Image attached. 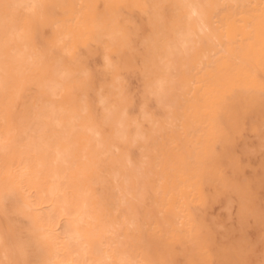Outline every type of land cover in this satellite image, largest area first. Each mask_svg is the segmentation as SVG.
I'll return each mask as SVG.
<instances>
[{"label": "clouds", "instance_id": "1", "mask_svg": "<svg viewBox=\"0 0 264 264\" xmlns=\"http://www.w3.org/2000/svg\"><path fill=\"white\" fill-rule=\"evenodd\" d=\"M12 0H0V18L10 11ZM80 0H38V6L28 15L33 21V29L30 33L20 34V28L7 25L0 19V126L6 125L9 109L6 104V97H14L15 88L19 80L27 79L35 81L39 87H34L38 104L34 105L36 118L42 120L47 129L51 131V138L47 141L41 140L40 145L30 142L20 146L22 150L31 151L37 156L32 174L36 178L34 198L43 197L49 184L57 176L67 177L73 188L70 193L72 197V209L70 213L64 214L61 218H55L62 208V196H48L44 199L42 215L54 217V235L47 241V248L43 250V258L33 261L32 264H63L59 260L61 246L72 248L73 242L66 238L72 225L69 220L70 214L79 211L78 190L94 186L95 176L100 172V165L106 163L108 174L113 176L118 185H121L120 195L134 194L133 188L138 189L141 181L152 175L151 167L145 168L144 156L150 153L151 157L158 153L159 146L164 142L175 129L169 127L170 114L166 104L174 100L177 93L183 87L189 71L193 68L199 70V60L202 55H212L214 49L206 42H202L198 48L188 55H181L175 58L180 65L181 71L174 75H165L162 71L153 74V81H165L164 103L152 99L149 108L153 120L159 121V127H154L152 120L144 118L140 113L133 116L138 119V124L122 121L118 115L112 118L105 117L104 108L100 106L95 93L89 95L88 107L85 110L80 102V91L74 79L59 80L57 77V65L63 48H73L76 52L84 55L86 46L81 44L82 33L86 37L87 46H96L104 38L113 53L118 57L127 52L125 42L129 40V33L121 24L122 13H119L116 22L107 21L98 30L94 17L79 6ZM142 4L144 7H127L130 11H138L146 18L148 32L138 36L137 54L144 63L146 59L154 56L153 49L144 46V41L152 39L157 43L159 54L167 51L168 46L177 38V33L187 29H195V22L186 24L181 19L185 15L184 0H135L128 3L131 5ZM205 12L210 18L211 0H203ZM159 11L169 20V25L154 32L151 17L154 11ZM107 10L101 15H104ZM42 17H47L51 22H59L61 31L58 39L62 41L55 50L46 51L49 38L45 29H51L38 23ZM79 21V23H77ZM39 30L42 44L36 43L35 35ZM52 32V29H51ZM219 62L210 65L206 72L212 73L217 69ZM64 67L72 70L70 59L65 61ZM113 73V83L101 84L97 88L104 89L105 107L119 109L122 100V84L116 80L119 71L116 66L110 70ZM55 107V112L46 110V106ZM37 106L40 111H37ZM6 114V115H5ZM60 121V125H57ZM4 139V137H0ZM102 144L101 148L99 145ZM16 147L14 139L0 149V153H7ZM140 152V159L134 160L132 150ZM42 153V156H41ZM219 165L206 161L194 169L184 173L178 179L173 177L170 180V188L175 190L179 180L198 175L204 188L210 196L215 197L218 192V183L214 175V169ZM221 168V167H220ZM10 180V177H3ZM232 192L224 193L222 198L229 196ZM135 203L129 201L130 207ZM8 199L0 206V232H5L14 227H20L22 236L27 238L30 228L14 225L12 216L19 214V204L13 203L11 208L7 207ZM20 215V214H19ZM64 227L61 230L60 224ZM81 239L87 244V255L81 259V264H145V255L138 251H129L126 246L105 243V238L111 233L107 225L102 222V206L96 193L94 198L89 200V207L80 224ZM99 241V247L96 242ZM93 253V259L87 256Z\"/></svg>", "mask_w": 264, "mask_h": 264}, {"label": "snow or ice", "instance_id": "2", "mask_svg": "<svg viewBox=\"0 0 264 264\" xmlns=\"http://www.w3.org/2000/svg\"><path fill=\"white\" fill-rule=\"evenodd\" d=\"M19 9H23L27 14L24 19L23 25L20 27V34L30 33L33 29V21L28 15L37 6L38 0H12ZM79 6L81 9L87 11L92 17H94L98 30L102 28L103 24L107 21L116 22L118 20L119 13L122 8L125 7H137L142 8L144 5L128 3L111 2L105 5L106 13L101 15L97 12V5L91 0H80ZM185 15L181 18L183 22L191 25L195 22V29H187L177 33L176 40L171 43L167 51L163 54H159L157 43L155 40L149 39L144 41V46L153 49L154 56L149 57L142 64L135 63H123L118 59L117 54L113 53L108 44L109 38H104L99 43L93 46H87L86 37H81L80 43L85 45L87 50L86 54L81 55L73 48H63L61 57L57 65V77L63 81L66 79H74L76 85L80 91V102L85 108L88 107L89 95L95 93L98 97V102L101 107L104 108L105 117L110 119L113 115H118L122 121L138 124V119H135L130 114V109L136 103L134 95H132L127 86L124 78L119 75L116 80L122 84V100L119 109L105 107L106 101L104 97V89L97 88L95 83V75L88 66L89 60L95 55L97 48H102L104 53V64L101 66V70L104 72H111L113 66L117 67V70L123 71L127 69H135L141 71L144 80V95L143 103L141 105V111L143 116L147 120H152L154 127H159V121L153 120L152 113L149 105L152 99H157L161 103H164V84L165 81H153L152 77L154 72L162 71L165 75L174 76L181 71L180 65L175 62V58L181 55H188L190 52L200 46L202 42L208 43L213 49L212 55H202L199 60V72L205 73L206 69L217 62H220L223 57L231 56L226 43L225 37L222 35V29L220 26L215 25L209 20L206 12L203 0H184ZM259 7L261 9V15L264 16V0H259ZM39 24L52 29V35L49 38L46 51L55 50L62 41L58 39L61 24L59 22H51L47 17H42ZM79 23V21H77ZM151 23L153 31H159L166 28L169 25V20L162 15L158 10L154 11L151 17ZM127 52L130 57L134 58L137 55V48L135 43L129 39L125 42ZM70 59V66L72 70H68L64 67L65 61ZM193 70V69H192ZM192 70L189 71L188 76L191 75ZM113 80L107 85L110 87ZM198 81L195 78L186 79L183 87L175 96L174 100L166 104V109L170 114L169 127L179 131L186 119V108L189 103V99L192 95L193 89L197 86ZM39 87L35 81L21 79L16 85L14 97H6V104L10 108L12 101L18 98L28 88ZM259 93L262 101H264V80L261 81L258 89H254ZM236 95V92L231 94H224L219 96L213 103V115L209 120V130L211 136L202 139L198 148L201 151L203 158L206 161H210L216 154V148L218 145L229 146L234 142L237 135L241 130V115L246 109L240 111L233 110L230 106V101ZM46 110L55 112V107L52 105L46 106ZM37 111H40V107L37 106ZM6 115V114H5ZM227 116L231 121V129H226L221 124V118ZM60 121H57V125H60ZM260 131L264 134V119L261 121ZM14 133L10 130L8 136L4 139H0V149L4 145L11 143ZM101 148L102 144L99 145ZM262 152H264V146H262ZM152 157L150 153H146L144 156V166L141 168V172L145 168L151 167ZM234 167H239V161H233ZM182 174H178L179 179ZM214 175L218 183V192L215 197L210 196L205 190L203 183L200 181L198 175H193L189 178L179 180L175 190L168 188L170 184V176L164 174L160 177V190L164 191V200L159 203V207L162 209L160 215L165 217L167 224L165 227L167 231L159 222L152 223L150 231L156 237L164 240H171L175 236L181 237L184 242H190L194 248H197L203 254H207L210 249L212 236L203 219L197 218V212L203 215L206 209L215 201L222 199L224 193L240 191L241 187L234 180L229 178L223 168L217 167L214 169ZM10 177V180H4L3 177ZM36 185V178L32 174L31 164L29 162H22L20 165L10 167L0 171V206H2L6 199L13 198L18 201L19 214L27 218L31 222L30 232L25 238L19 233L13 232L12 229L9 232H0V264H31L28 260V255L32 249V245H37L42 251L47 248V241L51 240L54 235V217L50 214L48 217L42 215V207L44 199L48 196L56 197L62 196V208L55 218H61L64 214L70 213L72 209V197L70 193L73 188L67 177L57 176L49 184L47 193L40 198H34L33 187ZM79 195V211L75 214L69 215V220L72 225V230L66 235V238L73 242V250L77 256L87 255V244L81 239L80 236V224L83 221V217L89 207V200L96 196L94 186L83 187L78 190ZM144 198L142 191L134 193L120 195L119 206L122 208H130L129 201H140ZM175 202V213L169 214L165 209L170 201ZM250 215L256 216L255 209L250 210ZM258 220L262 226H264V209L259 212ZM111 234L116 235L122 227H127L129 232L139 233L142 230V226L138 216L135 213H130L124 216L122 222L113 223L109 226ZM264 240V232L261 235ZM15 250L18 254V259H10V255ZM245 246L242 243L241 248L237 250L238 253H243ZM74 264H81V260H76ZM145 264H169L167 260L159 261H145ZM189 264H206L199 260L189 261ZM243 264V262H240Z\"/></svg>", "mask_w": 264, "mask_h": 264}, {"label": "bare ground", "instance_id": "3", "mask_svg": "<svg viewBox=\"0 0 264 264\" xmlns=\"http://www.w3.org/2000/svg\"><path fill=\"white\" fill-rule=\"evenodd\" d=\"M91 2L97 5V12L103 14L107 3H132L135 0H91ZM211 2V21L221 27L225 43L232 55L223 57L218 63L215 72L200 73L199 70L193 68L191 75L187 77V79L195 78L198 83L189 99L185 113L186 119L181 129L179 131L175 130L174 133L170 134L160 144L158 153L153 155L152 175L141 181L138 189H132L134 193L142 191L144 198L140 201H135L130 208H122L119 206L122 186L118 185L115 178L108 174L106 163L100 165V172L95 176V192L102 206V222L107 225L108 231L110 224L122 222L124 216L130 213H135L138 216L142 226V230L139 233L129 232L127 227H122L116 235H108L104 242H111L113 245L122 244L129 251L143 253L147 259L154 261L167 260L169 264H179L180 256L184 259L183 264H189V261L192 260L214 264L216 259L218 264H240V262L249 264L245 257L240 256L233 249L221 248L219 252L222 255L217 256L212 247L213 239L209 252L203 254L199 249L194 248L190 242H184L179 236L167 241L160 239L152 234L149 227L152 223L159 222L164 231H167L165 227L167 220L160 215L162 209L158 206L164 200V191L160 190V177L168 174L171 179L206 162L198 148V144L202 139L212 135L209 130V120L213 115L214 101L221 95L236 92V95L230 101V106L233 110L252 109L258 107L259 104L261 105L259 93L251 91L258 89L261 81L264 80V16L261 15L259 0H211ZM120 12L122 13L121 24L126 27L129 38L135 45H138V36L146 34L149 30L146 18L138 11H130L127 7L122 8ZM26 15L24 10L17 8L13 2L10 11L5 13L0 19L9 26L20 28ZM45 34L51 36V29H45ZM83 35L84 33H82ZM35 39L38 45L43 43L39 36V30L36 32ZM82 51L86 54L85 50L82 49ZM97 54H100L103 65V49L97 48L95 55ZM118 59L123 63L131 62L137 65L143 63L138 54L132 58L128 52H125ZM88 66L95 75L97 87L101 84L107 85L113 80L112 72L102 71L101 66L99 69H95L90 64V60ZM132 71L138 73L140 77L141 89L137 96L138 101L130 109V114L137 116L143 103V74L135 69H127L120 71L119 75L124 78L129 92L134 95L136 100V94L132 91L127 77ZM35 104H38L35 89H26L15 99L9 109L7 124L0 126V137L6 138L11 130L14 133L12 139H14L16 144V147L9 152L0 153V171L20 165L22 162H29L31 166H34L37 156L31 151L22 150L20 146L30 142L40 145L42 139L47 141L51 138V131L46 128L42 120L36 118L34 112ZM225 120L230 121L227 116L221 118V124L224 128ZM40 146L42 147V145ZM140 155L139 150H132L134 160L140 159ZM210 162L219 165L221 168L223 167L220 153L216 152ZM33 187L36 188V185ZM167 187L170 188L169 185ZM13 203L18 204V201L9 198L7 207L11 208ZM163 210L169 214H174V200L170 201ZM197 218L202 219L198 215ZM12 221L14 225L22 226L25 229L31 227V222L19 214L13 215ZM59 227L62 230L64 227L63 223ZM12 230L15 233H19L20 227H14ZM5 232H9V230L6 228ZM96 246L99 247V241L96 242ZM43 255V251L33 244L28 260L32 264L33 261L42 259ZM9 258L15 260L19 256L13 250ZM83 258L85 257L77 256L73 248H65L63 246L60 248L59 260L63 264H74L76 260ZM93 258V253L87 256L89 260Z\"/></svg>", "mask_w": 264, "mask_h": 264}, {"label": "rangeland", "instance_id": "4", "mask_svg": "<svg viewBox=\"0 0 264 264\" xmlns=\"http://www.w3.org/2000/svg\"><path fill=\"white\" fill-rule=\"evenodd\" d=\"M90 64L99 69L102 65L100 54L92 56ZM127 77L138 101L141 89L139 74L132 71ZM260 101L261 105L258 107L242 112L240 134L235 137L234 142L227 147L218 145L216 148V152L222 155L223 170L240 185L241 190L215 201L203 215L197 212L210 230L214 241L212 247L217 256L222 255L219 252L221 248L233 249L238 253L237 250L243 243L245 250L238 254L245 257L249 264H264V240L261 238L264 226L258 220L259 212L264 209V134L260 131L261 121L264 119V101ZM224 126L231 129L230 121L225 120ZM234 160L239 161L238 168L233 166ZM251 209H255L256 216L249 214ZM230 211L232 212L229 213ZM183 262L184 259L180 256L179 264ZM214 264H218L217 259Z\"/></svg>", "mask_w": 264, "mask_h": 264}]
</instances>
